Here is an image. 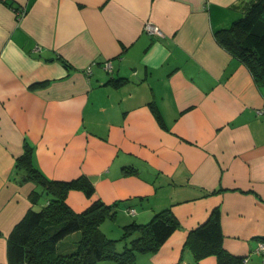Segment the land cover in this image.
Instances as JSON below:
<instances>
[{
    "label": "crops",
    "instance_id": "obj_1",
    "mask_svg": "<svg viewBox=\"0 0 264 264\" xmlns=\"http://www.w3.org/2000/svg\"><path fill=\"white\" fill-rule=\"evenodd\" d=\"M252 1L0 0V264H23L8 260L9 235L46 203L15 172L26 143L47 177H89L93 194L70 190L65 201L75 212L111 205L115 217L100 224L108 238L170 210L178 227L127 264H218L185 245L216 207L223 249L264 264L254 252L264 238V84L215 36Z\"/></svg>",
    "mask_w": 264,
    "mask_h": 264
},
{
    "label": "trees",
    "instance_id": "obj_2",
    "mask_svg": "<svg viewBox=\"0 0 264 264\" xmlns=\"http://www.w3.org/2000/svg\"><path fill=\"white\" fill-rule=\"evenodd\" d=\"M262 17L264 0H253L241 18L215 32L218 42L246 64L259 85L264 84V29L256 33L254 27ZM110 83L117 86L123 79ZM14 169L21 182L32 181L36 185L34 193L43 195L46 203L38 210L30 209L13 227L7 247L11 263L97 264L101 260H113L116 264H127L137 253L156 251L179 225L169 209L154 213L144 224H125L121 238L135 236L119 252L116 250L118 239L108 238L100 230L103 221L115 217L111 205L96 200L83 211L75 212L65 201L70 190H81L91 196L94 186L89 177L80 175L70 180L47 177L33 163L32 147L28 143L16 158ZM131 171L125 168V172ZM74 232L79 236L73 241L69 235ZM222 239L220 210L216 207L188 233L185 245L192 250L195 261L215 255L218 264H240L237 257L223 249Z\"/></svg>",
    "mask_w": 264,
    "mask_h": 264
},
{
    "label": "built area",
    "instance_id": "obj_3",
    "mask_svg": "<svg viewBox=\"0 0 264 264\" xmlns=\"http://www.w3.org/2000/svg\"><path fill=\"white\" fill-rule=\"evenodd\" d=\"M17 16H22L24 14V10L19 8L18 11L16 12ZM145 28L149 31H152L156 34H160L161 31L158 29V27L147 24L145 26ZM106 68L109 69L111 68L110 63H106ZM87 72H90V68L87 69ZM129 212H134V210L130 209ZM254 252L256 253H264V241L259 240V242L257 243V245L255 246Z\"/></svg>",
    "mask_w": 264,
    "mask_h": 264
},
{
    "label": "rangeland",
    "instance_id": "obj_4",
    "mask_svg": "<svg viewBox=\"0 0 264 264\" xmlns=\"http://www.w3.org/2000/svg\"><path fill=\"white\" fill-rule=\"evenodd\" d=\"M108 223H111V222L108 221ZM127 238H130V237L128 236V237H125V238L118 239V240H117V243L121 241V243L123 244ZM128 240H129V239H128ZM128 240H127V241H128ZM122 244H121V245H122Z\"/></svg>",
    "mask_w": 264,
    "mask_h": 264
}]
</instances>
